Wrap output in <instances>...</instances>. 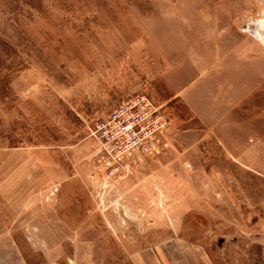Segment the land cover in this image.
<instances>
[{
    "label": "rangeland",
    "instance_id": "rangeland-1",
    "mask_svg": "<svg viewBox=\"0 0 264 264\" xmlns=\"http://www.w3.org/2000/svg\"><path fill=\"white\" fill-rule=\"evenodd\" d=\"M137 93L114 182L88 126ZM0 264H264V0H0Z\"/></svg>",
    "mask_w": 264,
    "mask_h": 264
},
{
    "label": "built area",
    "instance_id": "built-area-1",
    "mask_svg": "<svg viewBox=\"0 0 264 264\" xmlns=\"http://www.w3.org/2000/svg\"><path fill=\"white\" fill-rule=\"evenodd\" d=\"M167 125L162 107L147 94L137 93L97 117L88 128L100 142L102 165L109 177L119 182L134 169L128 159L154 155L161 149L162 132Z\"/></svg>",
    "mask_w": 264,
    "mask_h": 264
},
{
    "label": "trees",
    "instance_id": "trees-1",
    "mask_svg": "<svg viewBox=\"0 0 264 264\" xmlns=\"http://www.w3.org/2000/svg\"><path fill=\"white\" fill-rule=\"evenodd\" d=\"M168 119V118H167Z\"/></svg>",
    "mask_w": 264,
    "mask_h": 264
}]
</instances>
